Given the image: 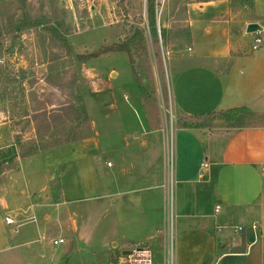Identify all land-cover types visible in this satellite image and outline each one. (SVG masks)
<instances>
[{"label": "crops", "instance_id": "0c3cea01", "mask_svg": "<svg viewBox=\"0 0 264 264\" xmlns=\"http://www.w3.org/2000/svg\"><path fill=\"white\" fill-rule=\"evenodd\" d=\"M182 4L192 62L180 69L173 63L170 69L174 112L194 115L245 106L264 114V0H253L252 8L237 10L243 17L236 16L229 0ZM170 19L166 11L160 22L163 30L169 28ZM251 22L263 30L247 34ZM256 36L263 43L253 51L250 46ZM113 108L114 113L111 102L107 110ZM138 126L141 122L108 137L109 142L119 137L126 149H138V161L119 153V162L114 166L108 161L107 167L114 168L104 170L99 180L96 168L89 167L83 184L74 163L64 172L68 160L61 155L69 152L73 159L79 154L82 158L98 149L96 131L80 142L21 156L32 144L16 142L17 129L5 122L2 127L8 128L9 141L0 143V153L14 154V166L0 171V179L10 172L9 197L5 193L0 198L4 221L10 217L19 225L34 224L35 232L32 227L21 233L25 243L33 241V233L39 237L50 232L57 233L53 240L62 238L66 243L79 232V212L73 207L76 189L98 188L87 199L103 202L104 232L109 231L110 250L120 253V261L150 244L153 258L160 253L163 264H264V125L209 130L177 126L172 133L170 169L163 150L168 134L162 129L139 133ZM53 179H58L56 190ZM231 226L240 231L234 239L224 231Z\"/></svg>", "mask_w": 264, "mask_h": 264}, {"label": "rangeland", "instance_id": "374dc122", "mask_svg": "<svg viewBox=\"0 0 264 264\" xmlns=\"http://www.w3.org/2000/svg\"><path fill=\"white\" fill-rule=\"evenodd\" d=\"M155 1L164 5L159 4L155 9L153 33L147 25V0H95L84 5L65 0H0V59L3 60L0 84L9 87L6 96L0 90V143L6 145L9 141V130L2 127L5 122L17 129L19 144L40 146L53 142L48 140L50 137L36 135L32 116L38 111H51L65 102L64 94L75 77V94L85 105L88 116L87 124H79L76 133L87 138L93 137L96 131L98 137L95 140L98 138L99 146L82 158L79 154L73 159L71 153L63 152L65 155L61 156L68 160L64 172L68 164L74 163L79 181L84 184L88 180L89 167L96 168L95 177L99 180L104 170L113 169L119 162V153L127 160L138 161V149H126L119 137L111 138L110 142L108 137L112 133L119 136L139 122L143 126L136 127V132L162 129L168 134L163 141V150L164 162L170 169L172 133L176 130L178 116L172 106L170 69L173 63L180 69L192 62L188 51L190 44L183 37L187 28L182 4L191 0H181L179 4L177 0ZM112 4H115L113 10ZM239 9H233L236 16H245L238 13ZM166 11L171 19L169 28L163 30L160 22ZM136 29L143 30V48L132 47L133 66L126 52L104 51L118 40L123 41L125 34L133 35ZM58 35H65L67 43L58 40ZM99 51L100 55L89 56ZM7 73L10 75L6 76ZM139 84L145 92H141ZM111 102L115 103L114 113V108L107 110ZM110 114L111 118H105ZM245 125H264V114L249 117ZM215 127L223 126L216 122ZM13 158L14 154L1 152L0 171L3 167L12 168ZM45 161L50 163L49 158ZM108 161L114 166L108 168ZM9 174L0 179V198L5 193L9 197ZM56 182L58 179L51 182L54 190L57 189ZM94 190L98 191V188L82 186L76 189L77 204L73 207L79 212V232L73 238L68 237L66 243L53 244L57 234L54 232L39 237L33 233V241L25 243L21 233L32 227L35 232L34 224L19 225L15 221L7 225L4 221L6 213L0 214V264H127V259H118L119 252L110 250L109 231L104 232V220L101 219L103 202L87 199ZM169 192L170 188H167L168 196ZM15 228L18 234L13 233ZM224 231L233 239L240 233L237 226L227 227ZM63 236L67 237L65 233ZM144 248L150 252L155 264H163L160 253L153 258L154 250L150 244Z\"/></svg>", "mask_w": 264, "mask_h": 264}, {"label": "trees", "instance_id": "16d2710c", "mask_svg": "<svg viewBox=\"0 0 264 264\" xmlns=\"http://www.w3.org/2000/svg\"><path fill=\"white\" fill-rule=\"evenodd\" d=\"M170 1V0H169ZM197 2H209L213 0H195ZM231 9L234 8H244L249 9L253 6V0H229ZM159 7V3L155 0H147L146 9H147V25L149 29L155 33L156 19H155V9ZM56 34H59L57 31H54ZM125 32V31H123ZM183 34L181 33V36ZM185 39L189 42V31L188 28L184 32ZM58 40L63 43H67V39L64 36L58 35ZM143 40V30L136 29L133 35L125 34L124 40H118L116 43H113L109 48L104 49V51H123L126 52L129 58L130 65L133 66L132 59V47L135 48L142 47L141 42ZM143 48V47H142ZM101 51L90 54V57L100 55ZM80 61V60H79ZM10 74L7 73L6 76ZM16 76V75H14ZM1 79V74H0ZM75 83L76 78L73 77L69 89L65 95V102H62L59 107L53 108L51 111H38L33 114L32 121L35 126L36 135H44L50 137L48 140H53V142L46 143L40 146H29L27 153L22 152L21 156H26L30 154H36L40 150L59 146L66 143H74L82 138L80 135H77L76 129L79 127V124H87L88 116L85 105L78 101V98L75 94ZM8 85L0 84V90H2L3 96H6V90ZM141 92H145L143 87L139 84ZM52 104V103H51ZM258 113L253 112L251 109L241 106L230 109H220L214 110L211 112L203 114H178L176 119V124L179 128L185 129H211L215 126V123L220 122L223 127L226 128H243L247 127L245 125L246 120L251 116H256ZM67 124H71L66 128ZM76 124V125H72ZM78 124V125H77ZM49 135V136H48ZM16 142H19L15 140ZM19 146V151H20ZM218 252H223L219 246H217Z\"/></svg>", "mask_w": 264, "mask_h": 264}, {"label": "built area", "instance_id": "2783aa9c", "mask_svg": "<svg viewBox=\"0 0 264 264\" xmlns=\"http://www.w3.org/2000/svg\"><path fill=\"white\" fill-rule=\"evenodd\" d=\"M65 1H68L69 3H76V4H80V5H84V4H88V3H92L94 2L95 0H65ZM164 1V0H162ZM159 4H163L162 2L159 3ZM114 6L115 4H112L111 5V10L114 9ZM159 31V30H158ZM263 43V40L261 37L259 36H256L252 43H251V50H256L258 49L261 44ZM3 63V60L0 59V64ZM0 138H1V133H0ZM202 166L203 167H206V163H202ZM219 208V206H216V210ZM5 222L8 224V225H12L14 224L15 222L10 218V217H5ZM239 230H241V228H239ZM63 242V239L60 238L58 240H53L52 243L53 244H59V243H62ZM127 264H155L152 259H151V255H150V252L147 250V249H136V250H133L131 253H129L127 255Z\"/></svg>", "mask_w": 264, "mask_h": 264}, {"label": "water", "instance_id": "95a60500", "mask_svg": "<svg viewBox=\"0 0 264 264\" xmlns=\"http://www.w3.org/2000/svg\"><path fill=\"white\" fill-rule=\"evenodd\" d=\"M263 28L256 22H251L246 25L245 32L247 34H254L261 32ZM251 240V239H250Z\"/></svg>", "mask_w": 264, "mask_h": 264}]
</instances>
